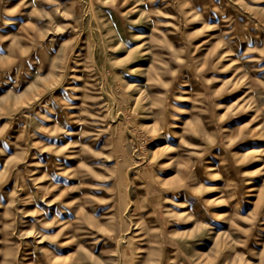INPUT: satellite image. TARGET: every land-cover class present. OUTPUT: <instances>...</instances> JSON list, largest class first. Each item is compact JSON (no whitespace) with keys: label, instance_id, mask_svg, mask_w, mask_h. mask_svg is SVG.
<instances>
[{"label":"rangeland","instance_id":"rangeland-1","mask_svg":"<svg viewBox=\"0 0 264 264\" xmlns=\"http://www.w3.org/2000/svg\"><path fill=\"white\" fill-rule=\"evenodd\" d=\"M0 264H264V0H0Z\"/></svg>","mask_w":264,"mask_h":264}]
</instances>
